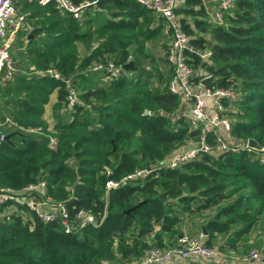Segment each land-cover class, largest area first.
I'll list each match as a JSON object with an SVG mask.
<instances>
[{
	"label": "trees",
	"instance_id": "trees-1",
	"mask_svg": "<svg viewBox=\"0 0 264 264\" xmlns=\"http://www.w3.org/2000/svg\"><path fill=\"white\" fill-rule=\"evenodd\" d=\"M17 9L33 30L18 35V71L0 81V122L36 130L0 141V189L44 182L74 224L80 210L98 222L65 234L60 219L44 222L23 209L0 219V264H131L147 250L171 249L204 233V245L223 253L255 249L264 255V164L256 152L204 155L181 166L182 172L164 168L106 190L109 180L163 163L196 136L180 98L168 90L173 74L166 57L159 64L152 54L163 19L133 0H99L82 20L53 6L22 3ZM176 14L190 39L194 82L211 76L209 87L234 89L233 137L264 148V0H235L222 25L211 21L202 0H186ZM162 48L167 53L169 47ZM207 52L206 60L198 55ZM21 55L27 63H20ZM129 56L137 66L97 86L94 65L123 66ZM23 64L31 70L20 71ZM48 70L71 80L80 105L68 107L63 80L37 74ZM55 92L54 132L44 116ZM7 131L0 127V134Z\"/></svg>",
	"mask_w": 264,
	"mask_h": 264
},
{
	"label": "built area",
	"instance_id": "built-area-1",
	"mask_svg": "<svg viewBox=\"0 0 264 264\" xmlns=\"http://www.w3.org/2000/svg\"><path fill=\"white\" fill-rule=\"evenodd\" d=\"M98 1L85 0L75 4L71 0H0L1 83L9 82L18 71L9 53L8 44H3L8 31L12 30V33H16L25 30L31 33L33 30L32 25L26 22L25 15L19 13L17 4L53 6L61 13L76 20H82L86 11L97 6ZM133 1L163 19L171 32L172 40L165 57L173 77L167 87L172 95L180 98V105L188 118L189 133H194L196 136L163 163L153 168L137 170L119 181L109 180L106 183V190L119 189L135 181L145 180L160 169H179L185 164L199 160L204 155L218 157L228 153L256 152L260 163L264 164V148L255 149L249 146V141L236 142L233 137L229 113L236 109L239 94L232 88L204 86L202 82L211 76H204L199 84L194 82L196 75L187 61V52L192 51L190 39L182 28V17L176 14V10L184 6L186 0ZM217 3L211 19L213 23L222 25L225 14L234 9L235 0H217ZM198 55L204 60L211 57L210 52L198 53ZM132 61V57L129 56L127 63ZM92 71H102L107 78L111 79L121 76L124 70L122 66L108 63L107 65L96 64L92 67ZM37 74H47L56 80L64 81L67 105L70 109L81 104L80 93L73 87L70 79H62L56 70L37 71ZM4 126L8 127V131L0 134V141H4L5 135L14 131L34 132V128L18 125L10 119L0 122V127ZM49 138L51 147L55 148L56 140ZM23 209L34 212L44 222L60 219L65 234L78 232L88 226L97 227V218L91 212L84 210L76 213V224H74L66 206L48 196L44 182L28 185L17 191L0 189V219L10 220L13 215L21 214ZM203 239V234L195 239L184 237L176 247L147 250L140 259L131 264H264V255L259 250L254 249L246 255L237 256L234 252L223 253L216 247H207Z\"/></svg>",
	"mask_w": 264,
	"mask_h": 264
},
{
	"label": "crops",
	"instance_id": "crops-1",
	"mask_svg": "<svg viewBox=\"0 0 264 264\" xmlns=\"http://www.w3.org/2000/svg\"><path fill=\"white\" fill-rule=\"evenodd\" d=\"M203 1V3H204V5H205V8L207 9V11L209 12V15H210V19H211V14L213 13V11H214V9L216 8V6H217V0H202ZM19 11V10H18ZM19 13H20V11H19ZM20 14H22V13H20ZM23 15H25V14H23ZM26 20V19H25ZM211 21H212V19H211ZM27 22V21H26ZM165 22V21H164ZM27 33V34H29L28 32H26L25 30H22V31H18V32H16V33H12V30H9L8 31V33H7V36H6V38L4 39V41H3V44L5 43H7L8 44V46H9V53H10V49H11V45L13 44V43H15V42H18V39H17V37H18V35L20 34V33ZM162 37H160V38H158V40H157V46H156V50H154L153 52H152V54L155 56V58H157L156 60H158L157 62L159 63V54H158V52L160 51L161 53H163V55L165 54L166 55V51L162 48V45H166L167 47H169L170 46V44H171V40H172V38L171 37H167V33L169 32V29H168V27H167V25H166V23L164 24V28L162 29ZM29 38H33V35L32 34H30L29 35ZM19 43V42H18ZM155 52H156V54H155ZM14 59V58H13ZM165 59V58H164ZM20 63L22 64V63H27V61H28V59L25 57V56H23L22 57V55H21V58H20ZM160 64V63H159ZM29 65V64H28ZM25 68H28L27 67V65H25L24 67H20L19 68V70L20 71H23L24 72V69ZM31 67L29 66V69H30ZM160 69H161V65H160ZM94 77L96 78V80H94L95 81V83L97 84V86H99V87H101V86H106L107 84H109V82H110V79L109 78H107L105 75H103V73L102 72H95L94 71ZM57 102V92H55L54 94H52L51 95V97H50V102H49V104L46 106V113H45V116H44V119L47 121V123L49 124V130H51V131H54L55 132V128H54V126H55V122H54V120H53V117H52V108H53V105L55 104ZM185 111V110H184ZM183 113H185V112H183ZM204 236H206L205 235V233L203 234ZM250 242H253V241H250ZM249 242V243H250Z\"/></svg>",
	"mask_w": 264,
	"mask_h": 264
},
{
	"label": "water",
	"instance_id": "water-1",
	"mask_svg": "<svg viewBox=\"0 0 264 264\" xmlns=\"http://www.w3.org/2000/svg\"><path fill=\"white\" fill-rule=\"evenodd\" d=\"M132 66H137L136 62L132 61V62H130V63H127V64L123 65L122 68H123V70H125V71H129V69H130ZM212 81H213V77H209V78L205 79V80L202 82V84H203L204 86H209V85L212 83ZM145 114L148 115L149 112H146ZM14 136H21V137H24L25 134L22 133V132H19V131H14V132H11V133L6 134L5 137H4V141L7 142V143H11V142H12L11 140H12V138H13ZM249 146H250V147H253V148H255V149H258V150L260 149L259 144H258L257 141L254 140V139H250V140H249ZM178 170H179L180 172H182V169H181V168H179ZM127 214H129V211H127Z\"/></svg>",
	"mask_w": 264,
	"mask_h": 264
},
{
	"label": "rangeland",
	"instance_id": "rangeland-1",
	"mask_svg": "<svg viewBox=\"0 0 264 264\" xmlns=\"http://www.w3.org/2000/svg\"><path fill=\"white\" fill-rule=\"evenodd\" d=\"M83 48L80 47V51H82ZM21 49H20V44L18 42H15L11 45V49H10V55L15 58L19 57V53H20ZM156 54V52H155ZM158 54L160 55L159 56V60H162L165 58V54L163 55V53H161L160 51L158 52ZM157 59V58H156ZM20 66V65H19ZM23 67H24V64H23ZM28 67V66H27ZM22 68V67H21ZM29 68V67H28ZM31 70V69H30ZM36 130V129H34ZM29 133V132H26V134ZM33 133V132H32ZM35 133V132H34ZM186 223V226L190 223V220L188 221H185ZM187 228V227H186ZM188 233V230L185 229V234ZM201 234H198V237H200ZM196 236V235H195ZM256 235H254L253 237L255 238ZM254 240V239H253ZM250 245H254V241L250 243Z\"/></svg>",
	"mask_w": 264,
	"mask_h": 264
}]
</instances>
